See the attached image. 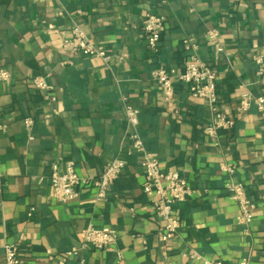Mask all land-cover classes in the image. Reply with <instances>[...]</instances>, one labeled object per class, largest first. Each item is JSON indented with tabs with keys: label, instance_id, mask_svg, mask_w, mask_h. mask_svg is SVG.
<instances>
[{
	"label": "crops",
	"instance_id": "1",
	"mask_svg": "<svg viewBox=\"0 0 264 264\" xmlns=\"http://www.w3.org/2000/svg\"><path fill=\"white\" fill-rule=\"evenodd\" d=\"M147 13L164 19L157 53L140 29ZM73 24L116 65L109 70L98 58L71 56L63 40ZM211 29L219 32L221 53L207 40ZM185 38L215 71L218 109L233 121L215 139L205 133L212 121L205 100L192 99L174 81L177 114L171 113L151 80L160 66L183 67ZM262 45L264 0H0V70L10 73L0 82V124L6 126L0 132V264L8 244L19 247L21 264H53L71 250L76 255L68 264H203L199 258L264 264V112L254 106L236 112L242 86L262 93L252 59ZM35 77H47L55 102L34 88ZM122 98L138 110V131L160 168L178 172L193 190L174 205L180 229L166 245L157 237L155 196L142 191ZM115 158L126 165L105 199L93 187L79 188L66 204L54 197L52 164L63 170L73 162L79 176L96 177ZM222 166L235 168L231 178ZM230 179L246 187L255 206L248 226L237 223L238 205L224 189ZM88 226L114 230L116 242L81 248Z\"/></svg>",
	"mask_w": 264,
	"mask_h": 264
},
{
	"label": "built area",
	"instance_id": "2",
	"mask_svg": "<svg viewBox=\"0 0 264 264\" xmlns=\"http://www.w3.org/2000/svg\"><path fill=\"white\" fill-rule=\"evenodd\" d=\"M140 29L144 34L148 49L153 53H157L161 37L165 31L164 19L152 13H147L140 22ZM206 37L211 44L216 45L217 52H223L219 44L218 30H207ZM182 46L188 52L183 67L181 69H168L160 66L151 73V80L158 86L162 95V102L167 111L171 113L177 114L174 106V81L185 84L192 99L205 100L209 104L212 113V121L205 127V133L209 138L215 139L219 130L230 129L233 126V121L226 118L218 109L216 73L208 63L201 60L198 55V47L192 38L182 40ZM63 47L71 56L82 55L98 58L109 70L113 65H116L105 48L91 42L77 24L72 25L70 37L63 40ZM125 58L126 56L124 55L117 62H121ZM252 59L255 66V83L261 86L262 93L259 96H254L245 86H242L240 103L236 109L238 114L248 112L251 106H254L260 113L264 112V45L259 48ZM9 79L10 73L1 69L0 82H7ZM32 83L34 88L44 92L45 100L51 103L56 101L53 95L54 88L48 83L47 77H35ZM122 100L125 103V98H122ZM53 113L57 114V111L54 110ZM124 116L127 124L126 136L131 141L133 150L139 155L141 160L144 175L142 191L146 195L155 196L152 201L153 216L161 223V230L157 234L158 241L166 245L179 234L180 221L174 213V205L185 202L192 196L193 190L178 172L163 171L155 155L147 150L138 131V110L125 103ZM24 125L29 132L32 120L26 118ZM5 129L6 126L0 124V132H4ZM29 139H32V137L29 136ZM125 165L122 159L115 158L106 164L98 176L81 177L76 173L73 162L66 163L63 170H60L57 164H52L49 181L53 195L59 202L66 204L78 197L77 190L79 188L93 187L97 190L96 198L98 200L105 199L111 194L113 185ZM234 170L233 166H222V171L230 178L234 174ZM2 185V176L0 175V191ZM224 189L228 197L238 205L239 215L237 223L248 226L253 220L255 206L248 195L246 187L242 183L230 179ZM80 238L81 248L104 249L116 242L117 235L114 230L109 228L96 229L88 226L82 230ZM75 255L76 250L68 251L53 264H68V261ZM190 258L199 257L197 254L192 253ZM121 259L122 255L119 253L118 260ZM199 259L202 260L203 264H223L221 261ZM4 264H21V256L17 244L4 246ZM80 264H84V261L81 260ZM234 264H249V261L241 259Z\"/></svg>",
	"mask_w": 264,
	"mask_h": 264
}]
</instances>
